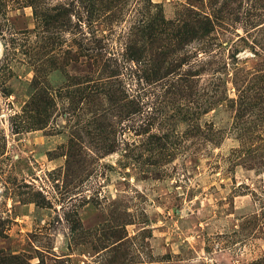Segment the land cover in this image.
<instances>
[{
	"label": "rangeland",
	"instance_id": "374dc122",
	"mask_svg": "<svg viewBox=\"0 0 264 264\" xmlns=\"http://www.w3.org/2000/svg\"><path fill=\"white\" fill-rule=\"evenodd\" d=\"M0 264H264V0H0Z\"/></svg>",
	"mask_w": 264,
	"mask_h": 264
}]
</instances>
